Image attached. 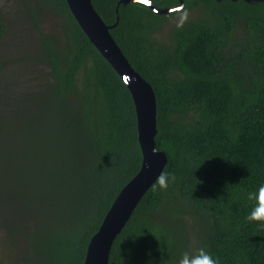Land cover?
I'll return each instance as SVG.
<instances>
[{"label": "trees", "instance_id": "trees-1", "mask_svg": "<svg viewBox=\"0 0 264 264\" xmlns=\"http://www.w3.org/2000/svg\"><path fill=\"white\" fill-rule=\"evenodd\" d=\"M40 1L66 23L61 35L41 33L39 41L52 76L47 93H36L52 113L53 147L45 155L52 182L62 181L76 197L61 238L45 233L43 246L47 264H83L91 237L140 169L136 112L66 0ZM91 1L106 24L115 23L119 0ZM183 1L180 10L205 13L174 24L167 43L156 34L179 10L156 14L143 3H122L110 30L155 91V143L167 156L160 176L169 182L161 188L159 176L143 195L112 244L109 264H178L202 247L219 264H264V221L249 219L264 185V0ZM239 24L246 36L238 43ZM4 122L0 110V159L10 147ZM34 219L30 252L41 231ZM188 228L198 237L193 253Z\"/></svg>", "mask_w": 264, "mask_h": 264}, {"label": "rangeland", "instance_id": "rangeland-1", "mask_svg": "<svg viewBox=\"0 0 264 264\" xmlns=\"http://www.w3.org/2000/svg\"><path fill=\"white\" fill-rule=\"evenodd\" d=\"M179 12L167 18L156 34L157 40L167 43L174 24L202 15L205 10ZM0 19L5 25L0 35V110L6 121L1 135L10 145L0 159V264H47L49 252L43 246L44 234L54 236L57 232V241L61 238L59 234L76 197L72 189L63 187L62 181L52 182L51 159L45 155L53 147L49 141L52 113L44 104L40 106L36 93H47L46 84L52 76L47 61L40 57L39 41L41 33L61 35L66 23L40 0H0ZM245 36L239 24L238 43ZM32 218L40 222L41 231L30 252ZM188 234L193 253L198 237L190 229Z\"/></svg>", "mask_w": 264, "mask_h": 264}, {"label": "water", "instance_id": "water-1", "mask_svg": "<svg viewBox=\"0 0 264 264\" xmlns=\"http://www.w3.org/2000/svg\"><path fill=\"white\" fill-rule=\"evenodd\" d=\"M260 1V0H246ZM143 3L156 14L180 10L184 1L174 7H157L150 0H119L116 21L106 24L91 0H66L78 25L92 45L120 76L132 97L137 121L138 142L142 162L137 174L120 190L98 230L91 237L83 264H109L112 244L121 232L146 191L158 179L167 164L163 150L156 148V95L152 85L137 72L110 33L118 23V8L122 3Z\"/></svg>", "mask_w": 264, "mask_h": 264}, {"label": "clouds", "instance_id": "clouds-1", "mask_svg": "<svg viewBox=\"0 0 264 264\" xmlns=\"http://www.w3.org/2000/svg\"><path fill=\"white\" fill-rule=\"evenodd\" d=\"M174 179V177H171ZM169 182V177L161 175L159 177V185L161 188H167ZM252 197V194H249V198ZM259 200V204L257 207L250 213L249 219L253 220H261L264 221V185H262L259 189V194L257 196ZM181 264H219L218 259H214L205 248H200L198 254L194 256H189L185 253L183 259L181 260Z\"/></svg>", "mask_w": 264, "mask_h": 264}]
</instances>
